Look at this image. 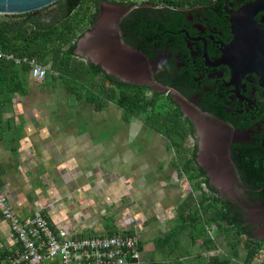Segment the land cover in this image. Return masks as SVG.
<instances>
[{
	"label": "rangeland",
	"instance_id": "374dc122",
	"mask_svg": "<svg viewBox=\"0 0 264 264\" xmlns=\"http://www.w3.org/2000/svg\"><path fill=\"white\" fill-rule=\"evenodd\" d=\"M94 1L83 0L80 11L93 10ZM112 1L102 0L101 7L113 6ZM141 1L174 4L173 0ZM57 9L55 4L46 6L35 13L36 18L57 21L61 18ZM16 15L0 14V19H22ZM75 54L87 64L96 63L87 48ZM61 73L50 70L43 81L27 78V91L7 107L4 123L8 125L0 138V146L11 153L1 163L3 169L0 165V183L6 191L19 195L21 201L28 198L24 202L34 209L47 200L54 203L52 213L72 211L70 219L80 218L82 225H88L86 232L133 231L141 242V264H213L215 260L264 264V241L260 244L255 237L240 241L227 219L209 223L200 235L202 220L209 219L217 206L211 201L224 194L233 202L234 194L211 191L200 178H190L191 171L184 166L188 140L178 145V139L147 126L144 115L129 119L125 108L106 96L89 100L85 91L71 92L68 83L78 87L80 81L69 78L67 83ZM152 90L149 87L147 97ZM157 90L171 98L169 88ZM29 125L35 126L30 131L32 152L24 156L19 149ZM43 127L47 132L40 135ZM7 235L0 223L3 250L8 247Z\"/></svg>",
	"mask_w": 264,
	"mask_h": 264
},
{
	"label": "flooded vegetation",
	"instance_id": "af4514ba",
	"mask_svg": "<svg viewBox=\"0 0 264 264\" xmlns=\"http://www.w3.org/2000/svg\"><path fill=\"white\" fill-rule=\"evenodd\" d=\"M251 1L113 0L103 8L95 0L81 36L94 32L91 45L77 42L75 52L87 48L117 82L152 93L169 88L192 128L186 141L194 169L212 189L234 194L233 202L222 194L224 211L245 234L264 241V9L240 13ZM130 24H141V32ZM139 40L141 49L127 42Z\"/></svg>",
	"mask_w": 264,
	"mask_h": 264
},
{
	"label": "trees",
	"instance_id": "16d2710c",
	"mask_svg": "<svg viewBox=\"0 0 264 264\" xmlns=\"http://www.w3.org/2000/svg\"><path fill=\"white\" fill-rule=\"evenodd\" d=\"M82 1L57 0L54 2L53 5L58 6L57 10L61 13V18L53 22L46 23L36 17L23 19L32 13L17 14L16 16L22 17L19 21L0 19V49L13 52L18 56H36L42 64L48 67L49 72L50 70L62 72L67 83L69 78H75L80 81L81 85H77L78 88L68 83L70 91L74 93L85 91L89 100H95L96 97L103 98L102 96H106L108 99L117 97L118 101H121L118 103L125 108V116H128L129 119L134 115H144V123L151 129L170 139H178V145L184 143L192 132V128L188 125L187 120L182 118L180 110L175 107L169 96L153 92L150 97H147L146 92L149 87L143 88L138 85L117 82L106 74L100 65L87 64L76 58L77 42L84 31L78 33L77 29L88 26L89 19V12L80 11L79 7ZM127 28L140 29L141 32V24L139 27L130 24ZM127 42L141 49V40ZM29 71L28 64L18 65L13 61L0 59V138L3 137L4 130L8 125V123H4V114L8 105L12 103L15 96L27 91ZM161 82L168 83L165 79H162ZM185 151L187 155L184 166L191 171L190 178H200L201 183L207 184V179L202 178L203 174L194 169V157L187 151V147ZM210 189L214 191L211 187ZM211 203H217V206L210 218L208 217L209 219L202 220L200 235L206 232L209 223H221L222 220L227 219L228 224L235 227L240 241L250 240V236H243L245 234L243 226L235 223L230 210L224 211L220 198L213 199ZM118 232V229L107 231L108 234ZM250 243L247 244L250 245ZM260 244H263L262 241ZM10 254V251L0 247V264L3 260H6L7 263ZM252 256H255L254 252ZM179 264L183 263L179 262ZM213 264L222 263L215 260ZM224 264H229V262L226 261Z\"/></svg>",
	"mask_w": 264,
	"mask_h": 264
},
{
	"label": "built area",
	"instance_id": "2783aa9c",
	"mask_svg": "<svg viewBox=\"0 0 264 264\" xmlns=\"http://www.w3.org/2000/svg\"><path fill=\"white\" fill-rule=\"evenodd\" d=\"M0 59L30 66L29 78L43 81L49 69L36 56L0 49ZM0 210L9 223L11 254L6 264H141L140 238L129 229L118 233H84L60 225L43 210L19 214L0 185Z\"/></svg>",
	"mask_w": 264,
	"mask_h": 264
},
{
	"label": "crops",
	"instance_id": "0c3cea01",
	"mask_svg": "<svg viewBox=\"0 0 264 264\" xmlns=\"http://www.w3.org/2000/svg\"><path fill=\"white\" fill-rule=\"evenodd\" d=\"M15 99H14V101H16ZM44 128L45 127H43V129L42 128L40 129V135L44 134V132H47ZM32 130H35V126H30L29 125V127L27 129L28 135L25 138H23L24 140H21V144L23 143L24 146L22 148H20L19 151L23 152L22 154H24V156L26 154H30L32 152L31 149H30L31 147L29 145L30 141H31L30 131H32ZM10 154L11 153L8 150H4L0 146V165H1L2 169H3V165L2 164L5 163L4 159L5 158L8 159ZM0 185H1V183H0ZM6 192H8L9 198L11 199V202L13 203L16 211L19 214H21L22 216L32 214L36 210H43L45 213L49 214V216L51 217V219H53V221H55L57 223H60V225H71V226L75 227V229H77L78 231L81 230L84 233H89L90 232L89 230L87 232L85 231L88 228L87 227L88 225L87 224L82 225L80 218L76 219V217L75 218L73 217V221L70 219V214L72 213V211L65 212L64 210H58L57 213H52V209L54 208V203L52 201H47V200L40 201L39 202L40 205L37 204V206H40V207L34 209V208H31V207H28L26 202H24L25 199L28 202V198L25 197V199H22V201H21V199H19V197H20L19 195L18 196H14L15 194H12L13 192L11 193L8 190ZM51 192L53 193L52 190H51ZM55 209H57V208H55ZM0 223H1L2 227H4L7 230V234L8 235H7L6 243L8 244V247H7L6 250L10 251L12 245H11V239L9 237V229H10L9 228V223L5 220L1 210H0Z\"/></svg>",
	"mask_w": 264,
	"mask_h": 264
},
{
	"label": "water",
	"instance_id": "95a60500",
	"mask_svg": "<svg viewBox=\"0 0 264 264\" xmlns=\"http://www.w3.org/2000/svg\"><path fill=\"white\" fill-rule=\"evenodd\" d=\"M57 0H0V14H24V13H32L35 14L38 10L49 6L56 2ZM264 9V0H254L246 3L240 9V13H255L256 11ZM250 11V12H249ZM94 32L89 31L83 37L78 40V44L81 42H85L87 46L91 45L92 37ZM238 38L228 47V50L233 49L238 44ZM129 49H134L129 47ZM100 49V48H99ZM102 48L99 50L101 51ZM227 53V51H226ZM226 56V57H225ZM227 54L224 55L222 61H226ZM229 62V61H228ZM232 66H234V61L229 62ZM253 64V63H251ZM249 64V66L251 65Z\"/></svg>",
	"mask_w": 264,
	"mask_h": 264
}]
</instances>
